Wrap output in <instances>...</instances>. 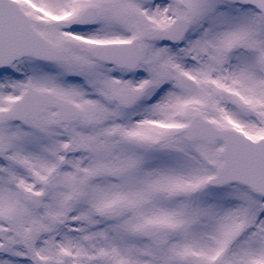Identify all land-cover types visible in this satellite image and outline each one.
<instances>
[{
    "label": "snow or ice",
    "instance_id": "snow-or-ice-1",
    "mask_svg": "<svg viewBox=\"0 0 264 264\" xmlns=\"http://www.w3.org/2000/svg\"><path fill=\"white\" fill-rule=\"evenodd\" d=\"M0 264H264V0H0Z\"/></svg>",
    "mask_w": 264,
    "mask_h": 264
}]
</instances>
